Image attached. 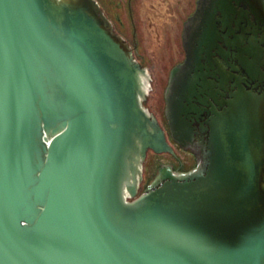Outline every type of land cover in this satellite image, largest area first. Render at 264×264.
I'll list each match as a JSON object with an SVG mask.
<instances>
[{
  "label": "water",
  "instance_id": "1",
  "mask_svg": "<svg viewBox=\"0 0 264 264\" xmlns=\"http://www.w3.org/2000/svg\"><path fill=\"white\" fill-rule=\"evenodd\" d=\"M163 115L97 0H0V264H264V0H197Z\"/></svg>",
  "mask_w": 264,
  "mask_h": 264
},
{
  "label": "rangeland",
  "instance_id": "2",
  "mask_svg": "<svg viewBox=\"0 0 264 264\" xmlns=\"http://www.w3.org/2000/svg\"><path fill=\"white\" fill-rule=\"evenodd\" d=\"M111 20L117 32L122 34L124 39L131 43V24L128 17L126 3L128 0H97ZM196 0H137L140 6V16L138 18L141 30L138 32L137 52L135 58L149 69L154 80L152 92L145 104L163 117V92L166 85L167 76L171 68L182 60L179 49L180 33L182 22L189 16L195 8ZM174 11V14H173ZM169 14V15H168ZM167 28L168 33L177 35L175 41L163 51V41L160 37L163 30ZM169 28V29H168ZM144 35V36H143ZM141 37V38H140ZM180 158L184 163V168L193 165V157L184 151L180 152ZM171 161L168 154L157 155L152 152L147 156L144 166V184H148L160 164Z\"/></svg>",
  "mask_w": 264,
  "mask_h": 264
},
{
  "label": "flooded vegetation",
  "instance_id": "3",
  "mask_svg": "<svg viewBox=\"0 0 264 264\" xmlns=\"http://www.w3.org/2000/svg\"><path fill=\"white\" fill-rule=\"evenodd\" d=\"M136 1L137 0H128L127 1V3H126V6H127V12H128V17H129V20H130V24H131V37H132V39H131V43L130 42H128L126 39V41L130 44V46L132 47V49H133V52H134V54L137 52V41H136V38L138 37V32H139V30H141V28L139 27L140 25H141V21H140V23L137 25V22H139V20L137 19V16H138V18L141 20V17L142 16H140V6H138V4L136 3ZM197 1V0H196ZM196 1H195V7H196ZM99 3V2H98ZM194 10H195V8H194ZM194 12V11H193ZM192 12V13H193ZM192 13L189 15V16H191L192 15ZM173 14H174V11H173ZM169 15V14H168ZM189 16H187L186 17V19L182 22V28H181V33H180V42H179V49H180V53L182 54V60H180L178 63H176L175 65H177V64H179V63H182L183 62V60H184V58H185V53H184V50H183V46H182V41H181V35H182V29H183V24H184V22L187 20V18L189 17ZM142 19L143 20H145V18H143L142 17ZM137 21V22H136ZM169 29V28H168ZM168 31L169 30H167V28L165 29V30H163V32H162V34H160V37H161V39H162V41H163V44H164V46H163V51H165L166 50V47H168V46H170L171 45V43H172V41H175L176 40V38H177V35L176 34H174V35H172V34H170V33H168ZM119 33V32H118ZM120 34V33H119ZM120 35H122V34H120ZM144 36V35H143ZM141 38V37H140ZM140 64L142 65V66H144L141 62H140ZM174 65V66H175ZM173 66V67H174ZM145 67V66H144ZM151 74V73H150ZM153 79V78H152ZM167 80H168V76H167ZM167 80H166V84H167ZM154 84V80H153V82H152V85ZM165 87H166V85H165ZM165 87H164V89H165ZM163 89V90H164ZM163 103H164V100H163ZM154 114H155V116L157 117V119H158V121H159V123H160V125L162 126V128L165 130V132H166V137H167V140H168V142L170 143V145H172V147H173V149H174V152H175V156H171V155H168L169 157H170V159H171V161H168V162H165V163H163V164H165V165H171L172 167H173V169L174 170H176V171H187V170H189V169H191L194 165H195V158H194V156L191 154V153H189V152H187V151H184V152H186V153H189L190 155H192V157H193V165H191V166H189L188 168H184V163H183V161L181 160V158H180V152L181 151H183V150H181L172 140H171V138H170V135H169V128H168V126H167V123H166V121H165V123L162 121V117L158 114V112L156 113L154 110H152L151 108H149ZM163 110H164V104H163ZM163 117H164V115H163ZM164 120H165V118H164ZM150 154V152L147 154V156ZM167 155V154H166ZM147 159V158H146ZM161 165V164H160ZM159 165V166H160ZM144 166H145V164H144ZM143 171H144V169H143ZM157 171V170H156ZM144 174V173H143ZM155 174H156V172H155ZM154 174V175H155ZM143 184H144V181H143ZM144 185H146V184H144Z\"/></svg>",
  "mask_w": 264,
  "mask_h": 264
},
{
  "label": "trees",
  "instance_id": "4",
  "mask_svg": "<svg viewBox=\"0 0 264 264\" xmlns=\"http://www.w3.org/2000/svg\"><path fill=\"white\" fill-rule=\"evenodd\" d=\"M146 185H147V184H146ZM146 185L143 184L142 187H141V190H143V188H144Z\"/></svg>",
  "mask_w": 264,
  "mask_h": 264
}]
</instances>
